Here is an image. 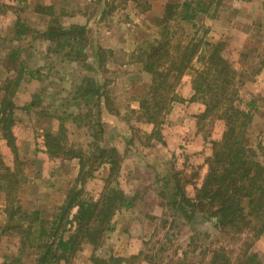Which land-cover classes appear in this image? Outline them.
I'll list each match as a JSON object with an SVG mask.
<instances>
[{"label": "rangeland", "instance_id": "obj_1", "mask_svg": "<svg viewBox=\"0 0 264 264\" xmlns=\"http://www.w3.org/2000/svg\"><path fill=\"white\" fill-rule=\"evenodd\" d=\"M163 1L2 0L4 5L0 11V100L4 95L3 88L7 82L12 80L14 83L17 77H21L14 97L19 106L14 116V132L16 130L21 140L25 141L24 145L18 147V153L26 164L27 176L30 180L23 186L20 193L22 205L29 209L27 198L35 196V191L37 192L29 185L33 182L32 178H36L45 167L53 172V179L55 178L56 181L62 178L68 181L64 193L71 188V179L69 180L71 167H66L64 159L50 160L48 158L45 161L38 153L33 155V150L36 152L39 150L38 138L42 140L43 131L40 127L41 120L44 119V123L53 124L56 128H59L61 124L65 130L68 148L83 151L82 159L87 165L86 169H92L94 176L93 179L87 180L84 186L92 190L96 196L105 185L104 179L107 176L105 170L107 167L99 164L100 160L97 159L98 147L112 148L111 145L116 141L126 148L125 152L120 154V171L114 177L117 178L118 187L122 189V185L126 188L127 196L131 197L128 193L133 188L137 191L133 211L131 214L128 213L127 217L129 230L134 235H138L137 244L142 255L131 264H210L213 252L223 247L225 255L230 259L228 264H240L239 258L242 257L246 244L249 242L253 244L248 254H256L257 258L264 262V232L258 239L254 238V234L249 231L238 235V239L234 236L231 239V236H224L219 232L210 219L203 218L201 215L190 221L186 220L183 215L176 213L167 205L169 196L166 193H164L166 196L162 195V185L165 183L163 179L171 180L174 173L179 175L182 183L187 184V194L192 195L193 184L201 183L204 165L202 162L205 157L204 152L196 154L193 151H183L176 154L166 146L163 132L169 134L174 127L176 129L180 125L177 120L174 122L172 120V124L170 123L169 112L157 126L139 121L138 113L131 112L134 109L141 111L139 106L142 100L148 98L151 93L152 76L149 79L151 83L144 85V79L138 74V68L140 66L142 69V64L137 62V56L154 39L160 38L161 26H156V20L161 17L167 4L165 2L162 4ZM238 1L193 0L192 5L196 7H201L204 3L203 8L207 9L206 13L196 14L193 22L176 21L167 26L174 33L176 40L181 39L187 43L199 39L208 41V24L217 13L231 20L221 22L219 30L215 32L218 36L221 34L218 41L222 43L223 56L239 72L235 88L240 101L236 99L235 104L252 115V124L249 126L247 136L255 150V158L264 165V0H250L254 7L247 10L246 16L237 14L235 17L236 14H230L229 11H237L235 4L239 3ZM151 4L158 8L161 6L162 11L155 16L147 13ZM102 8H105L104 12ZM117 9H119L117 16H125L127 12L131 15L135 13V19L137 18L138 21L128 33L125 30L123 36H119L123 34L119 32H116V35L124 39L126 34L135 37L138 34V42L135 43L131 52L123 51L121 47L115 51L103 49L105 51L100 53L98 49L96 55L99 66L98 64L95 66L92 56L93 47H95L93 41L98 40L102 35L99 29L91 26L89 30H85L84 40L74 43V48H84L85 56L81 59L71 57L68 53L72 46L70 35H59L55 41L45 39L50 26L61 27L67 31L72 24L71 19L78 15H85L93 22L99 19L102 13L109 17ZM149 20L155 23L153 28H148ZM106 22L107 19L104 23ZM230 26H233L234 30H231ZM139 27L142 30L147 29V32L139 33ZM118 43L122 42L118 40ZM193 67L201 69L202 61L195 58ZM194 68L187 70L181 76L179 83L185 79L192 80L196 75ZM96 86L99 90L103 87L101 97L98 99L95 94L89 93L91 98L85 101L82 92ZM174 94L177 97L176 93ZM113 97H115L114 100ZM30 103L33 105L29 106ZM248 103H252V106ZM203 108H205L204 105ZM108 113L117 115L121 121L114 126L110 122L106 124L104 133L103 128L101 131L102 120L108 119ZM196 122L197 133L206 143L209 139L221 138L224 122L218 119L216 113L210 114L205 120L198 118ZM180 123L182 126L188 125V123ZM155 130L156 136L150 138L149 136ZM114 132L117 133L115 138ZM64 135L59 133L60 138ZM21 140L18 139L17 143H23ZM206 143L204 145H207ZM142 146L145 153L137 150ZM0 155L6 165H14V156L5 141L0 143ZM199 164L202 167L197 168ZM40 168L41 170L37 171ZM197 172L200 173L198 178L195 177ZM132 180L138 182L134 183ZM158 183H161V186ZM170 186H172L171 183ZM33 190L34 194H32ZM53 197L50 194L43 196L49 216L58 211V206L50 205L49 201ZM3 203L4 192L0 191V205ZM151 214L157 216L153 219L145 216ZM143 232L145 234H142ZM118 240L121 241V238L119 237ZM122 250H125V247L120 249L116 245L110 251L118 255L123 253ZM10 251L11 247L6 238L0 239V263L4 255L9 254ZM110 251L106 254L108 255ZM34 253L32 250L29 251L22 264H35ZM89 258L88 254H84L77 260H70L67 264H74V262L87 264Z\"/></svg>", "mask_w": 264, "mask_h": 264}, {"label": "trees", "instance_id": "obj_2", "mask_svg": "<svg viewBox=\"0 0 264 264\" xmlns=\"http://www.w3.org/2000/svg\"><path fill=\"white\" fill-rule=\"evenodd\" d=\"M3 5L0 0V11ZM204 6L203 3L198 8L189 1L165 5L161 17L156 20V26H161L160 38L154 39L137 56V62L152 76L151 93L142 100L139 106L141 111L134 109L131 112L138 113L139 121L159 125L177 99L174 93L181 76L194 68L195 58L201 60L203 67L194 68L196 75L192 79L195 92L193 99L201 100L205 106L198 118L205 120L210 114L216 113L218 119L224 122V131L219 140L209 139L202 150L205 153L203 163L207 166V172L200 187L195 182L192 186L193 194H187V184L182 183L179 175L174 173L171 180L165 181L162 195L169 196L167 205L186 220L190 221L201 214L203 218L210 219L224 236L238 239V235L249 231L258 239L264 232V165L255 158V150L247 136L252 115L235 104L236 99L240 101L235 88L239 72L223 56L222 43L202 39L184 43L181 39L176 40L167 26L176 21H195L196 14L206 13ZM85 30L82 25L71 24L67 31L50 26L45 39L55 41L59 35H70L72 46L68 53L71 57L81 59L85 56L84 48H74V43L84 40ZM201 46L207 47V51ZM104 51L103 48L99 49V53ZM20 80L21 77H17L16 82H7L0 100V143L5 141L14 156V165L8 166L0 155V191L4 192V203L0 205V239L6 238L11 247L10 253L4 255L0 264H22L31 250L35 252V264L68 263L83 243L100 246L105 234L114 228L113 218L116 213L130 207L135 196H127L118 187L115 177L120 171L121 156L113 147H98L99 164L104 165L103 167L108 165L109 172L104 179L105 185L97 196L92 190H87L84 184L94 178L93 170L86 169L82 150L66 146L65 130L60 125L55 133H46L45 152L50 158L79 159V174L66 193L65 201L57 207L58 211L51 218L41 216L38 210L24 208L20 193L30 180L26 164L18 153L13 130L17 109L14 97ZM102 89L103 87L99 90L97 86L85 89L82 92L84 100H90L89 93L95 94L99 99ZM248 105L252 106V103ZM59 133L64 137L60 138ZM156 134L155 130L149 137L154 138ZM199 167L202 165L197 168ZM199 176L200 173L197 172L195 177ZM168 183L172 186L169 187ZM252 244H246V249L239 258L240 264H264L256 254H248ZM141 255L140 249L138 254L129 257H93L91 264H131ZM229 262L223 247L213 252L210 264Z\"/></svg>", "mask_w": 264, "mask_h": 264}, {"label": "crops", "instance_id": "obj_3", "mask_svg": "<svg viewBox=\"0 0 264 264\" xmlns=\"http://www.w3.org/2000/svg\"><path fill=\"white\" fill-rule=\"evenodd\" d=\"M185 1L191 2L193 0H164L162 4H164V2L165 3H176V2H185ZM203 1H209V0H203ZM238 2L239 3L235 4L236 5L235 9H237V11L236 10L234 12L229 11L230 14H236L235 17L237 16V14L239 16L240 15L242 16V14H244L246 16L247 10L254 7L250 0H246V1L239 0ZM102 9H103L102 12H104L105 8H102ZM118 10L119 9H117L115 11V13H113L109 17H106L107 15L100 13L101 15H100V17H98L99 19H97L96 21L94 20L93 22H91L89 20V17L87 18V16H85V15H78L74 19H71V23L73 25L85 26L86 30L87 29L89 30V28L92 26V27L99 29V31H102L101 37H99L98 40L93 41L95 43V47H93L94 54L92 56H93V60H95V66H96V64H98V58H97L98 56L96 55V52L98 51V49L103 48V49H110V50L115 51V50H117V48L121 47L122 49H124L123 51L131 52V51H133V49L135 47V43L138 42V40H137L138 34H136V37L135 36H129V34H126L124 36L125 40L123 38H119V36L124 35V33L126 32L125 30H127V33H128L129 30H131V28H134L133 25L136 23V21H138V19L137 18L135 19V13L131 15L130 13L127 12L125 14V16H121V15L117 16ZM161 11H162V7L159 6V8H158V6H156L154 4H151L149 6V9H147V13L148 12L151 13L152 16L157 15ZM219 14L217 13L215 16H213L211 18V21L208 24L209 25V31H208L207 35H208V41L209 42H213V43H216V41L219 42L218 40L221 38V34L218 36L215 31L219 30V25L221 22L231 21V20L227 19V16H224L223 14H220V15ZM105 19H107L106 23H104ZM154 25H155L154 22H151L150 20L148 21V28H153ZM226 28H227V25L225 26V29ZM232 28H233V26H230V29L234 30ZM138 30H139V33L143 32V31L147 32V29L142 30L141 27H139ZM103 31L105 33H103ZM116 32L123 33V34H119V36H117ZM235 32H236V30H235ZM118 40H120L122 43H118ZM98 66H99V64H98ZM98 69L99 68L97 67V70ZM263 71H264V69H263ZM138 74L140 75L141 78L144 79V81H143L144 85L146 83H151V80H149V79H151V74L144 71L143 68L141 69L140 66L138 68ZM102 91H103V89H102ZM175 93L177 95V97H176L177 99L172 104V107H171V110L169 111L168 116L171 117V120H170L171 124H172V122H171L172 120H173V122L175 120H177V122L180 125H178L176 127V129L174 127V129L171 132H169V134H167V132H163V134L165 135L164 141L166 143V146L171 151H174L176 154L182 153L183 151H193L196 154H200L201 152H203L202 150L205 146L204 144L206 143V141L204 140L203 137H201V135L199 133H197V128H196L197 122H196V120L198 119V116L204 110L203 104L198 99H193L195 92L193 89L191 79H189V80L185 79L181 83H179V85L176 87ZM112 99L114 100L115 97H113ZM14 102H15V98H14ZM15 104H16V102H15ZM16 106H17V109L15 110V112L19 108V106L17 104H16ZM46 119H48V118H46ZM41 121H42V124H41L40 128H41V131H43V136H41L42 140H40V138H38L39 143H38L37 147H39V150L37 152L35 150H33V153H34L33 155L35 156V153H38L40 156H43V160H45V161H47L48 158L50 160H53L55 158H50L48 156V154L45 152V145H44L45 144V135L47 132L55 133L56 130L58 129V127L56 128V127H54L53 124H50L48 122L44 123V121H45L44 119ZM120 121H121V119H119V117L117 115L112 114V113H108V119L102 120V128L104 129V133L106 131V124L108 125V123L110 122V123H113V126H114V125L119 124ZM180 122H182L183 124L188 123V125L182 126ZM60 125H59V127H60ZM14 134L16 136V143H17L18 139L21 140V138H20L19 134L16 132V130H15ZM113 135L115 138L117 133L114 132ZM113 140H115V139H113ZM21 142H23V143H20V144L17 143V146L19 148L21 145L25 144L24 140L23 141L21 140ZM111 147L115 148L117 153H119V154H123L125 152V149H126L122 144H120V143L118 144L116 141L111 145ZM143 149H144L143 146L140 148H137V150L140 153H141V151H142V153H145V152H143ZM55 160H58V159H55ZM60 160H63V159H60ZM63 161H65L66 167L67 166L71 167V177L69 178V180L71 179V187H72L77 176H78V174H79V169H80L79 159L71 158V159H64ZM148 163H150V162H148ZM148 163H147V165H148ZM147 165L145 164V166H147ZM106 167L107 168L105 170L107 171V175H108V172H109L108 168L109 167H108V165H106ZM46 168L47 167L43 168L42 170H41V168L38 169L37 171L41 170V173H38L36 178L35 177L32 178L33 182H31V184L29 186L31 189H36L37 192L35 191V196L33 195V197H31V198L29 197V198H27V200H29V202H28L29 210H38L41 212V216H43L45 218H51V216L47 215V208H46V205L44 203L45 200L43 199V196L45 194L53 195L54 197L52 198L51 201H49V202H51L50 205H52V206L61 205L65 201V197H66L67 192L64 193V188H65V185L68 184L67 183L68 181L64 180V178H62V180L57 179V181H56L55 178L53 179V172H50V170L48 171ZM202 170H203V173L201 172V177H202L201 183H202L203 177L206 174L204 172L205 171L207 172V166L205 164L203 165ZM133 171H134V169H133ZM163 180L166 181V180H168V178H165ZM132 182L137 183L138 181L132 180ZM201 183H197V187H200ZM169 184L170 183H168L167 185L169 186ZM158 185L161 186V183H158ZM121 187H122L123 191H125V193H127L126 188L122 185H121ZM162 187H163V185H162ZM136 193H137V191H135L133 188L132 190L129 191L128 194L131 197H134L136 195ZM32 194H34V190H33ZM136 198L137 197L135 196V199ZM134 204H135V200L133 201V204L130 207L123 208V210H120L119 212L116 213V215L113 218L114 228L112 231L107 232L105 234L103 242L100 246L94 247L93 245H91L87 242L83 243L81 245L80 249L76 252L73 260L74 259L77 260V258H80L84 254H88V256H90V258H89V262L87 264H91L93 257L108 259L111 256H114V257L128 256L129 257L130 255H135V254L139 253L140 247H138V244H137V241H138L137 236L138 235L135 234L137 237L136 238L135 235L133 234V232L129 230L128 217H127L128 213L129 214L132 213L131 211H133ZM1 205H3V204H1ZM199 215H201V214H198L197 216H199ZM145 216L148 219H153V217L154 216L156 217L157 215L151 214V215H145ZM126 229H128V231ZM142 234H145V232H143ZM119 237L121 238V241L118 240ZM110 240H112V241H110ZM116 245H117V247H120V249L125 247V250H122L123 253L115 255V252L110 251L111 249H114V247H116ZM107 251H110L108 255L106 254ZM60 264H67V263L61 262ZM74 264H75V262H74Z\"/></svg>", "mask_w": 264, "mask_h": 264}]
</instances>
